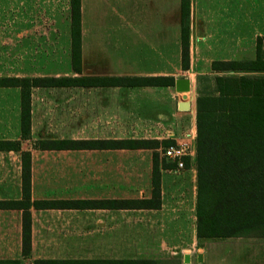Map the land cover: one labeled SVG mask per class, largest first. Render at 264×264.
I'll list each match as a JSON object with an SVG mask.
<instances>
[{
    "label": "rangeland",
    "instance_id": "rangeland-1",
    "mask_svg": "<svg viewBox=\"0 0 264 264\" xmlns=\"http://www.w3.org/2000/svg\"><path fill=\"white\" fill-rule=\"evenodd\" d=\"M113 1L114 7H119L120 0ZM85 33L88 51L91 41L87 24ZM258 55L264 56L261 49ZM92 63L86 52L82 73L72 69L70 0H0V76H94L95 72L90 71ZM196 84L193 83L188 99L192 107L181 114H177L181 92L171 97L165 86L112 88L114 96H159L168 100L161 104L162 117L168 123L162 121L164 129L160 134L174 129L184 138L181 143L187 152H193L190 160L194 168H180L164 181L165 199L174 205H185L184 219L176 216L182 214L178 210L167 215L135 209L45 212L35 215L33 258H24L22 264H32L34 258L53 257L138 259L153 264H264L263 236L202 241L196 237ZM95 94L100 96L103 92L94 86L34 87L35 142L40 138L92 136L95 127L90 98ZM19 106L20 89L0 87V137L16 134ZM135 118V114L128 113L127 129L120 132L114 128L113 135L145 134L136 132L132 123ZM33 142L26 141L25 148ZM152 154L151 149L35 151L36 161H48L38 167L46 174L37 189L54 196L144 197L151 192ZM19 159L16 151H0V195L14 193ZM101 160L107 161V167L98 166ZM166 161L175 162L170 158ZM17 229L18 214L0 212V258H22Z\"/></svg>",
    "mask_w": 264,
    "mask_h": 264
},
{
    "label": "trees",
    "instance_id": "trees-1",
    "mask_svg": "<svg viewBox=\"0 0 264 264\" xmlns=\"http://www.w3.org/2000/svg\"><path fill=\"white\" fill-rule=\"evenodd\" d=\"M81 1L70 0L71 65L81 74ZM182 61L189 64V0H182ZM262 38H258V49ZM212 68L228 74L199 75L196 99V236L213 238L264 237V56L255 59L215 60ZM243 74H239L242 73ZM255 73V74H254ZM173 76H0V87L20 89V128L28 139L32 126V89L52 86L174 85ZM174 140L112 138H41L34 148L152 149V194L143 198H77L32 200V151L20 140L0 139V150L19 151L22 197L1 199L0 209L22 211V255L32 251V210L36 209H158L162 205V169L167 163L159 148ZM190 166V157H183ZM0 264H22L21 259H0ZM33 264H153L138 259L36 258Z\"/></svg>",
    "mask_w": 264,
    "mask_h": 264
},
{
    "label": "crops",
    "instance_id": "crops-1",
    "mask_svg": "<svg viewBox=\"0 0 264 264\" xmlns=\"http://www.w3.org/2000/svg\"><path fill=\"white\" fill-rule=\"evenodd\" d=\"M113 3V0L81 1L82 68L86 63V52H88L94 62L90 71L95 72V77L173 76L175 81L178 78L186 77L190 79L193 86L194 82L197 83L199 75L225 74L223 71H217L212 68V63L215 60L255 59L258 56L259 37L262 38L261 50L264 55V0H189V64L187 68L183 67L182 61V0H120L117 8L114 7ZM86 24L89 29L88 40L91 41L88 51H85ZM117 40H119V43H114ZM163 86L168 90V93L172 94L171 97L179 93L175 88V84ZM94 87L96 90L103 92V94H100V96L95 94L94 97L90 98V104L92 105L90 114L94 117L95 132L87 138L169 139L174 140L175 143L182 144L181 142H184V138H181L174 129H165L166 135H163V132L162 135L160 134L161 130L164 129L162 121H166V124L168 123V120H164L162 117L161 112V104L166 103L167 99L159 96H126L123 94L114 96L112 91L114 86ZM115 87L122 88L124 86ZM181 100L177 104L179 110L177 114L186 111L179 109ZM133 104H136V107L129 106ZM128 113L136 115V118L132 120V123L134 122L135 124L136 132L145 134L113 135L114 128L120 132L127 129L125 117ZM55 138L84 139L86 137L62 136ZM0 139L20 140L22 149H30L32 151V200L126 198L113 197L110 194H97L90 197L66 196L64 194L54 196L48 192L38 191L37 188L42 183V178H45L43 175L46 174H44V170L40 172L38 167L41 165L44 167L48 164V161H36L34 152L54 150L34 148L37 138L34 135L32 126L30 138H22L20 110L16 134L13 137H0ZM32 140H34L32 146L25 148V142ZM81 150L112 151L113 149H66L59 151ZM2 152H14V150ZM16 152L20 156V152ZM192 154L193 152H190L188 155L191 159L193 158ZM21 165V160L19 159L18 167L20 171L14 193L2 194L0 195V200L20 199L22 197ZM98 166L107 167V161L102 162L101 160ZM184 167L189 169L190 167L194 168V165H191L190 160V166ZM179 170L180 167L178 166L176 168L162 169V205L160 208L135 210L148 212V214L150 212H158L164 215L170 214L171 210H178L182 214L176 216L184 219L185 205H174L165 199L164 181H168ZM151 194L152 185L151 192L144 197H150ZM31 210L33 251L35 215H45V212L55 211H80L81 209L31 208ZM83 210L109 211L112 209ZM0 212H16L18 214L17 241L20 244L22 255V211L18 209H0ZM32 251L30 257L22 255V258L19 259L23 261L24 258H33Z\"/></svg>",
    "mask_w": 264,
    "mask_h": 264
},
{
    "label": "built area",
    "instance_id": "built-area-1",
    "mask_svg": "<svg viewBox=\"0 0 264 264\" xmlns=\"http://www.w3.org/2000/svg\"><path fill=\"white\" fill-rule=\"evenodd\" d=\"M160 150L164 157L177 161L180 168L184 167L183 157L190 154V152H187L186 147L180 143L161 147Z\"/></svg>",
    "mask_w": 264,
    "mask_h": 264
},
{
    "label": "water",
    "instance_id": "water-1",
    "mask_svg": "<svg viewBox=\"0 0 264 264\" xmlns=\"http://www.w3.org/2000/svg\"><path fill=\"white\" fill-rule=\"evenodd\" d=\"M175 88L178 92H183L182 100L179 102V109L181 110H189L191 109V101L187 100L188 96L185 94L192 90V84L189 78L183 77L178 78L175 81Z\"/></svg>",
    "mask_w": 264,
    "mask_h": 264
},
{
    "label": "bare ground",
    "instance_id": "bare-ground-1",
    "mask_svg": "<svg viewBox=\"0 0 264 264\" xmlns=\"http://www.w3.org/2000/svg\"><path fill=\"white\" fill-rule=\"evenodd\" d=\"M185 94L188 96V98H187V100H188L190 98L191 91L186 92ZM183 95H184V93L181 92V98H182Z\"/></svg>",
    "mask_w": 264,
    "mask_h": 264
}]
</instances>
